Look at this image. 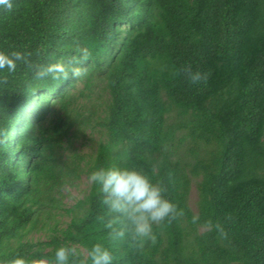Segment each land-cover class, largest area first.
Masks as SVG:
<instances>
[{
  "label": "trees",
  "instance_id": "obj_1",
  "mask_svg": "<svg viewBox=\"0 0 264 264\" xmlns=\"http://www.w3.org/2000/svg\"><path fill=\"white\" fill-rule=\"evenodd\" d=\"M13 4L0 51L37 65H72L78 46L90 56L80 78L38 80L17 62L0 84V264L51 260L62 245L86 259L96 243L113 264H264V0ZM110 167L142 171L184 210L153 225L154 245L113 239L97 219L110 217L88 178Z\"/></svg>",
  "mask_w": 264,
  "mask_h": 264
},
{
  "label": "clouds",
  "instance_id": "obj_2",
  "mask_svg": "<svg viewBox=\"0 0 264 264\" xmlns=\"http://www.w3.org/2000/svg\"><path fill=\"white\" fill-rule=\"evenodd\" d=\"M14 8L13 0H0V12H11ZM79 54L74 58L72 65L63 62L48 65L34 64L29 57L31 53L13 51L6 53L0 51V84H6L8 75L17 71L18 63H23L27 69L35 73L36 79L51 78L53 81H66L84 76L86 70L81 65L89 59L90 52L86 48L76 49ZM188 79L193 84L201 81L207 82L208 74L193 73L191 68H184ZM7 140V131L0 129V144ZM89 182L99 186L98 194L101 203L107 207L108 216H100L97 219L109 229V235L113 239L124 240L125 237L131 245L147 240L153 245L156 243V235L153 225H162L183 217L185 212L177 205L165 198L166 188L160 183H153L148 175L142 171L129 168L110 167L93 171L89 175ZM169 181H173L172 173H169ZM200 217L193 215L192 223H199ZM209 229L213 227L221 238H227V232L220 223L213 224L206 221ZM79 253L74 247L60 246L54 253V259L41 258L38 260H26L16 257L7 264H113L112 253L101 243H96L88 252L86 259H80Z\"/></svg>",
  "mask_w": 264,
  "mask_h": 264
},
{
  "label": "rangeland",
  "instance_id": "obj_3",
  "mask_svg": "<svg viewBox=\"0 0 264 264\" xmlns=\"http://www.w3.org/2000/svg\"><path fill=\"white\" fill-rule=\"evenodd\" d=\"M91 149V144H89L88 141H78L76 143V150H79L80 153H87L89 152ZM86 180L85 179H82L81 180V186H80V190H84V187H86ZM71 195H72V198H77L79 197V190H72L71 191ZM196 199H197V191L195 189V186H194V182L192 183L191 185V188H190V193H189V196H188V203H189V206L190 208L192 209V211H195L196 208H195V202H196ZM73 201V200H72ZM69 203H71L70 201H68Z\"/></svg>",
  "mask_w": 264,
  "mask_h": 264
}]
</instances>
